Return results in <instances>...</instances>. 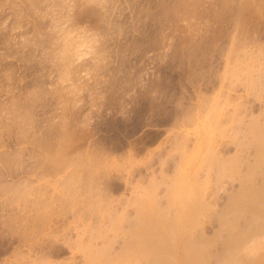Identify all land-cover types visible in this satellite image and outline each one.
I'll return each mask as SVG.
<instances>
[{"label":"rangeland","instance_id":"obj_1","mask_svg":"<svg viewBox=\"0 0 264 264\" xmlns=\"http://www.w3.org/2000/svg\"><path fill=\"white\" fill-rule=\"evenodd\" d=\"M254 126L264 0H0V264L115 256L141 238L143 195L170 219L186 174L203 203L193 239L217 255L218 217L261 150Z\"/></svg>","mask_w":264,"mask_h":264},{"label":"bare ground","instance_id":"obj_2","mask_svg":"<svg viewBox=\"0 0 264 264\" xmlns=\"http://www.w3.org/2000/svg\"><path fill=\"white\" fill-rule=\"evenodd\" d=\"M258 129L259 127L256 129L254 126L253 134ZM256 134L254 144L261 150L255 165L248 169L247 175L243 176L241 190L231 196L230 204L218 217L221 230L214 240L221 245V251L217 255L210 254V243L206 239L202 238L199 241L193 239V232L198 226V220L195 219L203 213L201 210L203 203L191 188L194 177L186 174L179 179L174 191L168 195L170 205L175 211L173 217L169 219L168 212L158 206L153 193L146 192L145 194L148 195H143L146 198L145 200L143 198L139 204L140 213L137 220L139 226L132 233L135 236L140 233L141 238L135 241L133 237V241L126 245L125 250L115 256H111L113 252L109 251V244H105L102 250L95 247L94 249L98 250L96 253L94 249L87 247L84 253L87 264H130L131 259L136 263L146 264H211L212 262L240 264L243 260L247 262L251 256L262 255L264 247L257 249L256 245L250 242L257 234L260 235L264 231V173L259 172V168L264 167V128H260ZM257 178H260L259 185L254 182ZM152 225L156 229L151 228ZM149 232L153 235V239L157 235L166 238L168 247L150 246L153 239ZM137 241L145 247V250H139L134 246ZM249 244L252 247H248ZM188 250L191 251L186 254Z\"/></svg>","mask_w":264,"mask_h":264}]
</instances>
